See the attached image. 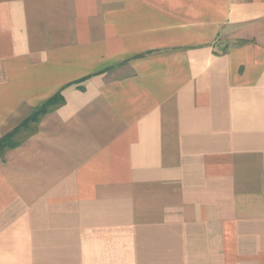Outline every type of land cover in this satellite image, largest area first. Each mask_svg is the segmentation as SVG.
Instances as JSON below:
<instances>
[{
    "label": "crops",
    "instance_id": "obj_1",
    "mask_svg": "<svg viewBox=\"0 0 264 264\" xmlns=\"http://www.w3.org/2000/svg\"><path fill=\"white\" fill-rule=\"evenodd\" d=\"M0 264H264V0H0Z\"/></svg>",
    "mask_w": 264,
    "mask_h": 264
},
{
    "label": "trees",
    "instance_id": "obj_2",
    "mask_svg": "<svg viewBox=\"0 0 264 264\" xmlns=\"http://www.w3.org/2000/svg\"><path fill=\"white\" fill-rule=\"evenodd\" d=\"M64 103V99L60 94H57L46 101L43 105L39 106L34 112L26 118L18 127L13 131L0 138V158L4 157L6 152L18 146L23 138L19 136L26 132V134L33 133L36 130V124L40 121L42 116L53 111ZM28 134V135H29Z\"/></svg>",
    "mask_w": 264,
    "mask_h": 264
}]
</instances>
